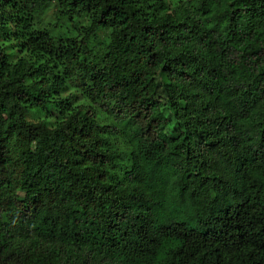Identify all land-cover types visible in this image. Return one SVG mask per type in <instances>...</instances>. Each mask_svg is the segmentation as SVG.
I'll return each instance as SVG.
<instances>
[{"label":"trees","instance_id":"obj_1","mask_svg":"<svg viewBox=\"0 0 264 264\" xmlns=\"http://www.w3.org/2000/svg\"><path fill=\"white\" fill-rule=\"evenodd\" d=\"M0 264H264V0H0Z\"/></svg>","mask_w":264,"mask_h":264},{"label":"rangeland","instance_id":"obj_2","mask_svg":"<svg viewBox=\"0 0 264 264\" xmlns=\"http://www.w3.org/2000/svg\"><path fill=\"white\" fill-rule=\"evenodd\" d=\"M55 8H57L56 5H54L52 8L48 9L47 11H45L41 16L37 17L35 20L36 24L40 26L48 25L49 23L53 22L56 17H59V19L62 20V25L66 24V26H70L71 24L69 22L67 23L68 21L67 18L63 16H58L57 14H55ZM72 21H73L72 25L77 24V23H83L82 19H73Z\"/></svg>","mask_w":264,"mask_h":264}]
</instances>
